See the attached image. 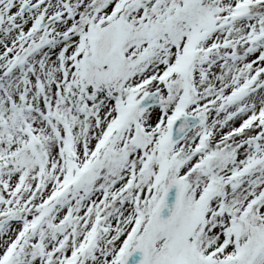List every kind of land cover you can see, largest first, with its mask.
Instances as JSON below:
<instances>
[{
  "label": "snow or ice",
  "instance_id": "snow-or-ice-1",
  "mask_svg": "<svg viewBox=\"0 0 264 264\" xmlns=\"http://www.w3.org/2000/svg\"><path fill=\"white\" fill-rule=\"evenodd\" d=\"M0 264H264V0H0Z\"/></svg>",
  "mask_w": 264,
  "mask_h": 264
}]
</instances>
